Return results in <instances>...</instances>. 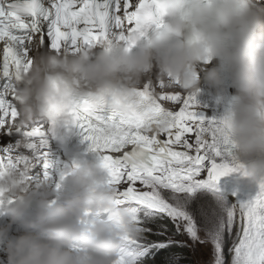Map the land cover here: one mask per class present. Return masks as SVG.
<instances>
[{
  "label": "snow or ice",
  "instance_id": "6c2138e0",
  "mask_svg": "<svg viewBox=\"0 0 264 264\" xmlns=\"http://www.w3.org/2000/svg\"><path fill=\"white\" fill-rule=\"evenodd\" d=\"M161 3L0 0V137L14 134L7 128L18 116L12 95L16 73L31 66L37 50L74 52L105 40L131 43L132 37L164 26L156 11ZM137 96L139 107L132 108L118 99L108 104L70 95L47 119L15 132L27 139L28 147L20 152L12 151V145L0 149V168L32 157L47 169L43 150L50 125L67 121L99 156L118 203L133 212L139 236L125 237L119 264H146L156 251L186 247L174 239L177 235H186L193 244L211 243L213 264H264V184L254 196L234 204L214 190L221 177L242 168L225 162L229 145L234 147L228 118L205 122L183 94L165 89L163 82L145 84ZM11 202L0 200V208ZM166 221L174 226L171 234ZM166 234V241L150 238Z\"/></svg>",
  "mask_w": 264,
  "mask_h": 264
},
{
  "label": "clouds",
  "instance_id": "9594fccd",
  "mask_svg": "<svg viewBox=\"0 0 264 264\" xmlns=\"http://www.w3.org/2000/svg\"><path fill=\"white\" fill-rule=\"evenodd\" d=\"M259 0H162L163 27L132 37L131 43L102 41L74 52L37 50L32 64L16 73L17 119L7 128L29 131L47 119L70 95L111 104L139 107L137 92L145 84L163 82L165 89L195 94L197 68L208 84L222 89L231 79L234 101L228 113L233 159L242 178L259 189L264 184V8ZM216 61L212 67L209 63ZM64 120L50 125L55 133ZM17 141L12 151L27 149ZM40 166L25 157L0 168V200L11 217L0 228V241L33 204L34 223L7 239V264H119L125 237L138 238L133 212L118 203L116 191L100 175L101 165L86 162L62 176L61 188L30 180ZM89 213L90 215H85ZM106 217V218H105ZM87 223H84V222Z\"/></svg>",
  "mask_w": 264,
  "mask_h": 264
},
{
  "label": "rangeland",
  "instance_id": "374dc122",
  "mask_svg": "<svg viewBox=\"0 0 264 264\" xmlns=\"http://www.w3.org/2000/svg\"><path fill=\"white\" fill-rule=\"evenodd\" d=\"M187 95L185 96V98H187ZM218 185H220L219 188L214 189L215 192H218L216 194L223 198L229 204L234 203L229 198L228 191L238 195L242 200H246L247 198L254 196L255 193L258 191L256 189L248 187L247 185L242 184V181L239 178L233 177L231 179V176L224 177V179L218 182ZM195 207L196 206L194 205V210ZM200 236L201 239L205 238V234L203 232L200 233ZM179 238L182 243L187 245L186 247L190 251L194 264H213V249L211 243L201 244L197 242L193 244L186 235H179ZM225 258L226 260L230 261V256L227 253V245L225 247Z\"/></svg>",
  "mask_w": 264,
  "mask_h": 264
},
{
  "label": "bare ground",
  "instance_id": "6f19581e",
  "mask_svg": "<svg viewBox=\"0 0 264 264\" xmlns=\"http://www.w3.org/2000/svg\"><path fill=\"white\" fill-rule=\"evenodd\" d=\"M258 6L260 8H264V1H261L259 0V4ZM199 68H197L198 70ZM187 99L189 100V103L192 104V108H193V111L196 112V114L198 116H202L203 119L205 120V122H208V121H215V122H219L221 121L220 117L219 119H217V114L216 115H212L210 110L208 108H210L212 105H214V101L212 98H210L209 96H206L202 91H200L199 89H197L196 93L195 94H192L190 93L187 97ZM203 110H206L208 112V114L206 115H203L201 114V112ZM216 116V117H215ZM161 139H163V137H161ZM217 162L219 163L220 160L218 159ZM225 162H227L229 164L230 167H236L238 164L237 162L233 159V158H229L228 155L226 156L225 158ZM68 165V164H67ZM69 166V165H68ZM107 175V174H106ZM226 176H231V179L233 177H236V178H239L241 181H242V184L244 185H247L248 187L250 188H253V189H256L258 190V188H256L255 186H250L248 181L246 179H243L242 178V173L240 171H237V172H232V173H229L228 175ZM226 176H223L221 177V179L219 181H221L222 179H224V177ZM108 177V176H107ZM235 180V179H234ZM220 185H218V183L215 185V188L214 189H218ZM218 193V192H216ZM221 194V193H219ZM228 194H229V198L231 199V201L233 203H237L238 201H243L238 195L228 191ZM256 194V193H255ZM222 195H225V194H222Z\"/></svg>",
  "mask_w": 264,
  "mask_h": 264
},
{
  "label": "trees",
  "instance_id": "16d2710c",
  "mask_svg": "<svg viewBox=\"0 0 264 264\" xmlns=\"http://www.w3.org/2000/svg\"><path fill=\"white\" fill-rule=\"evenodd\" d=\"M169 228V233L174 231V226L170 222H165ZM153 229H156L155 225H152ZM164 237L151 236L150 238L154 241H166L167 235ZM176 241H180L179 235L175 236ZM181 242V241H180ZM179 257L178 259L176 257ZM146 264H194L190 251L187 247H170L168 249H163L156 251L154 254L146 258Z\"/></svg>",
  "mask_w": 264,
  "mask_h": 264
}]
</instances>
